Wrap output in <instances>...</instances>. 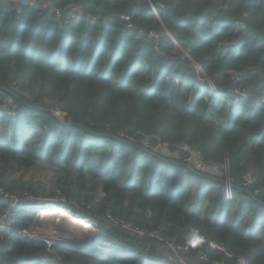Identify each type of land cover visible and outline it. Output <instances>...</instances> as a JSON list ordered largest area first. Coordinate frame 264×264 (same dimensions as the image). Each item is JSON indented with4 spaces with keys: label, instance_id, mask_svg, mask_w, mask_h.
Instances as JSON below:
<instances>
[{
    "label": "trees",
    "instance_id": "16d2710c",
    "mask_svg": "<svg viewBox=\"0 0 264 264\" xmlns=\"http://www.w3.org/2000/svg\"><path fill=\"white\" fill-rule=\"evenodd\" d=\"M18 1L0 0V188L32 197L14 211L16 229L32 221L24 209L69 200L99 233L97 248L59 243L51 252L16 229L0 233V264H173L155 238L122 221L188 242L194 257L264 264L255 236L264 215V0ZM73 6L80 18L68 17ZM53 88L68 94L66 120L45 107ZM183 143L203 153L205 171L192 169ZM214 167L222 175L211 176ZM48 168L53 186L30 174ZM182 171L198 181L193 192Z\"/></svg>",
    "mask_w": 264,
    "mask_h": 264
},
{
    "label": "rangeland",
    "instance_id": "374dc122",
    "mask_svg": "<svg viewBox=\"0 0 264 264\" xmlns=\"http://www.w3.org/2000/svg\"><path fill=\"white\" fill-rule=\"evenodd\" d=\"M18 2L19 1L16 0V7H19ZM59 93L52 94V95L49 94L48 100L45 99V107L51 108V110L54 112L55 115H57L58 117H61L62 120H66V117H68V114L66 111H64L62 106L68 100V97H67L68 94H65L63 97V94H59ZM29 98L31 99V96ZM31 100H33V99H31ZM32 102H37V99L33 100ZM5 110L7 111V109H5ZM59 110H61L63 112V115L59 114L60 113ZM142 143L146 146H150L151 144H153L150 139H149V141L143 140ZM186 144L187 143L181 144L180 148L183 149ZM177 153H178V151H177ZM190 154L197 157V160L194 163V165L196 167L200 166L201 163H203V164L205 163V161H204L205 157H204L203 153L200 150H198L197 148H195V147L191 148ZM200 167H202V166H200ZM192 169H194V168H192ZM51 173H52V171L49 168H48V171H43V169H42V170H38L36 173L30 172V174L32 176L36 177L37 181H41V182L46 181L48 184L46 182L45 183L43 182V183L46 185H52L53 186L54 181L57 180L58 177L56 174H55V176L54 175L51 176ZM215 173H216V171H215ZM219 173H220V175H222L220 170L218 171V174ZM204 178L210 179L207 177H204ZM203 184H205V192H207V190H206L207 183H203ZM211 184H214V183H211ZM227 192L230 193L229 190H227ZM233 197H234V194L232 195V198ZM54 199H56V198H54ZM239 201H241V198L238 199V202ZM238 202H237V204H238ZM63 203H64V205H60V206H66L67 209H70L69 205H71L70 204L71 202L69 200L63 201ZM30 206H32V208L36 207L35 204L30 205ZM54 206H56V205H54ZM72 206L79 207V205L75 204L74 202H73ZM39 209L40 208L31 209V210L29 209V211H28V208H26V209H24V211H27L32 216V220H35V218L36 219L38 218L40 220V217L37 216V214H36V212ZM235 209H237V208L234 205L231 206V211L235 210ZM17 213H19V211ZM55 214H57V213H55ZM55 214H52L51 216H48V217H43V218H50V220H45V222L40 223L39 227H33V231L36 234H34V235L31 234V237H29V238H31L33 240H43L45 242L46 241L49 242L50 239H54L55 240L54 243H58V244L63 243V244L76 245V246H80V247L97 248L96 239L98 237L99 231H98L97 226L95 224L91 223L88 218L78 216L81 219L77 220V219L71 217V215H70V216H68V217H70V220H66L63 218H59ZM51 219H53V220H51ZM71 220L76 224H74ZM31 222L29 224H31ZM78 223H79V225H78ZM127 228H129V227L127 226ZM89 236H90V240H88ZM94 237H95V239H94ZM156 245H158L157 241H156ZM47 251L50 252L48 249H47Z\"/></svg>",
    "mask_w": 264,
    "mask_h": 264
},
{
    "label": "built area",
    "instance_id": "2783aa9c",
    "mask_svg": "<svg viewBox=\"0 0 264 264\" xmlns=\"http://www.w3.org/2000/svg\"><path fill=\"white\" fill-rule=\"evenodd\" d=\"M29 1L32 2L33 0H29ZM57 13L61 14V13H63V11L61 12V11L57 10ZM82 15L83 14H82L81 7H74L72 10L68 11V17L69 18H80ZM186 148H189V147L186 146ZM190 158H193V160L191 161L192 164H194L195 161L197 160L196 156H190ZM200 166H202L201 168H203L204 167L203 163H201ZM200 166H198V167L200 168ZM25 199L32 200V197H31V195H29L28 197H25V198H23L21 196H17L15 194L11 195L5 189L0 188V205L6 204V206H8L7 210H5V211L0 210V233H6L7 234V233H10L11 231L16 229L17 223H16V219L13 217L12 209H15L16 207H20L21 205L25 204L24 203ZM40 211H43V210H40ZM64 211L69 212L68 210H64ZM71 217H73L77 220H80L79 218H76L73 214H71ZM109 217L112 220H114L113 217H111V216H109ZM48 219H50V218H48ZM42 221H43L42 218H40V220L38 219L35 223L30 225L31 227L27 226V227H23L21 229L17 228L16 230H17L18 235H20L23 238L31 239V238H29V237H31V234L32 235L36 234L33 231V227H39L40 223H42ZM121 223L123 224L124 229L130 231L132 234H134L138 237L151 236V237L155 238L157 240L158 247H161V249L164 250L166 254H169L168 258L171 261V263H173V264H222L221 261H217L215 263L212 262L206 255H200L198 257L192 256L191 245L188 242H178L177 240H175L172 237H166V236L161 235L160 232H157V233L155 231L149 232L146 229L136 227L131 222H123L122 221ZM127 226L129 228H127ZM1 238H2V236H1ZM54 242H55L54 239H50L49 242L46 241V243L48 244L47 249L49 251L52 249V247L54 245L58 244V243H54ZM210 245L214 250H219V251H221L223 253L225 252L227 254V251L223 247L217 245L215 242L211 241ZM241 264H243V263L241 262Z\"/></svg>",
    "mask_w": 264,
    "mask_h": 264
},
{
    "label": "crops",
    "instance_id": "0c3cea01",
    "mask_svg": "<svg viewBox=\"0 0 264 264\" xmlns=\"http://www.w3.org/2000/svg\"><path fill=\"white\" fill-rule=\"evenodd\" d=\"M51 92H52L53 94L58 93L57 90H56V88H53V91H51ZM51 95H52V94H51ZM64 95H65V94H63V97H64ZM53 96H54V95H53ZM48 98H49V95H44V96H43V101H44V103H45V99L48 100ZM172 154H173V155H177V153H172ZM205 169H206V168H205ZM215 171H216V173H215ZM182 172H183V174H182V181H183V183H185L186 185H190V190H189V191L193 192V191L196 189L197 185H198V181H197L196 179H194V178L191 179L190 176H189V174H188L186 171H182ZM217 172H218V168H215V167H214V168H209V170H208V173H210L211 176H212V175H216ZM206 187H207L206 190H209V191H207V193L212 194V193H213V189H214V188H217V185H216L215 183H214V184H207ZM204 195H205V194L199 193V195H198V199H197V201H199V202H197L198 204H196V206L193 208L194 212H195V213H198V214L201 215V216H202L203 211H204V203H203V201H202V200H204ZM190 199L192 200V199H194V197L191 196ZM62 207H63V206H62ZM65 210H68V211H69L71 214H73L76 218H79L78 215L75 214L74 212H72L71 209H67V207H66ZM250 216H251V214L248 215L247 219H248ZM79 219H81V218H79ZM37 220H38V218H37V219L35 218V220H32L31 224H29L28 226L32 225V224L35 223ZM42 220H43L42 222H45V220H50V219H48V218H42ZM85 220H86V219H85ZM87 221H88V220H87ZM133 235H134V234H133ZM134 236H136V235H134ZM255 236H257V237L261 238L262 240H264V215L260 217V225H259V227H258V229H257V232H256ZM210 242H211V241H210ZM210 242H209V243H210ZM160 252H162V253L167 257L168 261L171 262V261L169 260V258H168V255H169V254H166L164 250H160Z\"/></svg>",
    "mask_w": 264,
    "mask_h": 264
},
{
    "label": "bare ground",
    "instance_id": "6f19581e",
    "mask_svg": "<svg viewBox=\"0 0 264 264\" xmlns=\"http://www.w3.org/2000/svg\"><path fill=\"white\" fill-rule=\"evenodd\" d=\"M3 204L0 205V207L2 206ZM20 207H16L15 209H12V214L14 213L15 210L19 209ZM8 209V206H6V204H4V207L0 208V210L2 211H5ZM66 209V207H62V206H47V207H42L40 208L36 214L37 216H39L40 218H43V217H48V216H51L52 214H55L56 216H58L59 218H63V219H66V220H70V216L71 214L67 211H64ZM40 210H43V211H40ZM41 212V213H40ZM41 214V215H40ZM13 217H14V214H13ZM72 221V220H71ZM73 222V221H72ZM74 223V222H73ZM76 224V223H74ZM79 225V223H78ZM77 225V226H78Z\"/></svg>",
    "mask_w": 264,
    "mask_h": 264
},
{
    "label": "clouds",
    "instance_id": "9594fccd",
    "mask_svg": "<svg viewBox=\"0 0 264 264\" xmlns=\"http://www.w3.org/2000/svg\"><path fill=\"white\" fill-rule=\"evenodd\" d=\"M74 7H76V6H73L72 9H73ZM72 9H71V10H72ZM63 14H64V12H63ZM10 110H11V109H10ZM11 114H12V115H15V112H13V111L11 110ZM16 115H17V112H16ZM183 149H185V150H187V151H189V152H190V150H191V148H186V147H184ZM190 156H194V155H191V154H190ZM204 161H205V160H204ZM191 164H192V163H191ZM194 166H195V165L193 164L192 168H194V170H196V166H195V167H194ZM203 166H204L203 168L200 167V168H201V171H205V168H207L206 163H204ZM198 172H200V171H198ZM226 186H227L226 189L230 191V193L227 192L228 195H229L230 197H232V191H231V189L228 188V187H229L228 184H227ZM20 207H21V206H20ZM53 219H54V218H53ZM53 219H51V220H53ZM16 223H17V220H16ZM26 227H27V226H26ZM21 228H23V227H21ZM21 228H18V229H21ZM41 241H43V240H41ZM44 242H45V241H44ZM209 245H210V244H209ZM97 246H98V245H97ZM47 248H48V244H47ZM210 248H211L212 250H214V249L211 247V245H210ZM217 251H218V250H217Z\"/></svg>",
    "mask_w": 264,
    "mask_h": 264
},
{
    "label": "water",
    "instance_id": "95a60500",
    "mask_svg": "<svg viewBox=\"0 0 264 264\" xmlns=\"http://www.w3.org/2000/svg\"><path fill=\"white\" fill-rule=\"evenodd\" d=\"M52 113H54L53 111H51ZM57 116V115H56ZM57 118L59 119V120H62L61 119V117H58L57 116ZM63 121V120H62ZM125 142H127V143H129V144H131V145H133V146H135V147H138L135 143H132V142H128V141H125ZM166 160V159H165ZM167 161V160H166ZM173 163H176V164H179L178 162H173ZM180 165H184V164H180ZM185 166V165H184ZM222 166H220L219 168H221ZM199 173H201V172H199Z\"/></svg>",
    "mask_w": 264,
    "mask_h": 264
}]
</instances>
